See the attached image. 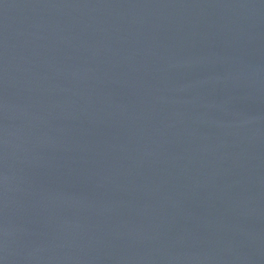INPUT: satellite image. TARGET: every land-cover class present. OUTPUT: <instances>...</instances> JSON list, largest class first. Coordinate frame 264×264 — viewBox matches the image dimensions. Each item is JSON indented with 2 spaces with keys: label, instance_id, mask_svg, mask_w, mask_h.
Masks as SVG:
<instances>
[{
  "label": "water",
  "instance_id": "95a60500",
  "mask_svg": "<svg viewBox=\"0 0 264 264\" xmlns=\"http://www.w3.org/2000/svg\"><path fill=\"white\" fill-rule=\"evenodd\" d=\"M0 264H264V0H0Z\"/></svg>",
  "mask_w": 264,
  "mask_h": 264
}]
</instances>
